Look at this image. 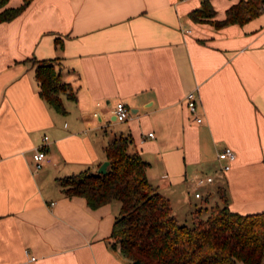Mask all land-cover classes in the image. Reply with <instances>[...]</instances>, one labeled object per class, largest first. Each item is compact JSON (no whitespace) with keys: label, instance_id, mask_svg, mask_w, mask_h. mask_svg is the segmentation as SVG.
<instances>
[{"label":"crops","instance_id":"0c3cea01","mask_svg":"<svg viewBox=\"0 0 264 264\" xmlns=\"http://www.w3.org/2000/svg\"><path fill=\"white\" fill-rule=\"evenodd\" d=\"M204 1L31 0L0 23V264L132 263L111 237L121 203L93 209L59 183L98 172L119 136L132 138L179 222L199 208L207 217L220 191L234 212H264V3L244 24L217 26L242 0H208L215 16L193 19ZM43 60L73 88L65 114L40 96ZM196 88L200 123L185 102ZM117 101L130 108L124 121ZM45 136L50 162L37 169ZM226 147L236 159L223 171ZM198 172L214 183L198 186Z\"/></svg>","mask_w":264,"mask_h":264},{"label":"trees","instance_id":"16d2710c","mask_svg":"<svg viewBox=\"0 0 264 264\" xmlns=\"http://www.w3.org/2000/svg\"><path fill=\"white\" fill-rule=\"evenodd\" d=\"M31 0L18 7H5L0 0V23L24 12ZM264 0H242L227 11L217 26L244 24L259 15ZM215 16L208 0L191 13L195 20ZM36 79L40 96L56 111L67 113L62 96L75 100L71 84L64 82L55 60L37 61ZM130 136H119L106 147L110 162L106 173L92 170L59 179L64 194L80 196L96 209L112 201L121 203L113 225L114 246L134 264H264V212L241 214L230 210L224 191L222 205L211 207L209 215L197 209L191 224H182L171 203L148 179V163L138 152H131Z\"/></svg>","mask_w":264,"mask_h":264},{"label":"built area","instance_id":"2783aa9c","mask_svg":"<svg viewBox=\"0 0 264 264\" xmlns=\"http://www.w3.org/2000/svg\"><path fill=\"white\" fill-rule=\"evenodd\" d=\"M185 102L189 109V111L195 116V119L198 123L202 121V118L197 116V102H198V88L193 90L185 96ZM103 103L98 102L97 107H101ZM112 113L119 121L126 120L130 115V108L123 101H117L114 105H112ZM99 112H94V116H99ZM149 137H154L153 133L149 134ZM48 136L44 137V143L35 149L34 159L36 161V168L41 169L44 164L50 162V158L47 153V141ZM218 158L223 162L222 170L228 171L231 168L232 162L236 159L235 152L230 148L226 147L222 151L219 152ZM195 181L198 186L201 185H210L214 183V176L209 174H204L202 172H198L195 175ZM196 198H202V194L200 192L195 193ZM34 259V258H33ZM134 264V263H131Z\"/></svg>","mask_w":264,"mask_h":264},{"label":"water","instance_id":"95a60500","mask_svg":"<svg viewBox=\"0 0 264 264\" xmlns=\"http://www.w3.org/2000/svg\"><path fill=\"white\" fill-rule=\"evenodd\" d=\"M110 162L105 161L101 164V166L98 169V173L104 174L107 172Z\"/></svg>","mask_w":264,"mask_h":264},{"label":"rangeland","instance_id":"374dc122","mask_svg":"<svg viewBox=\"0 0 264 264\" xmlns=\"http://www.w3.org/2000/svg\"><path fill=\"white\" fill-rule=\"evenodd\" d=\"M221 205H222V200H221ZM210 209H211V208H210ZM190 221H191V220H189L188 223H187V222H184L183 220H181L180 223H182V224H185V223L189 224V223H191Z\"/></svg>","mask_w":264,"mask_h":264}]
</instances>
